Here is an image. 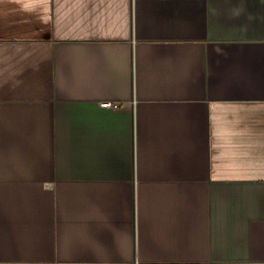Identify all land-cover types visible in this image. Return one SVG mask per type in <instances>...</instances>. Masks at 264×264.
I'll return each mask as SVG.
<instances>
[{
	"label": "crops",
	"instance_id": "obj_1",
	"mask_svg": "<svg viewBox=\"0 0 264 264\" xmlns=\"http://www.w3.org/2000/svg\"><path fill=\"white\" fill-rule=\"evenodd\" d=\"M0 264H264V0H0Z\"/></svg>",
	"mask_w": 264,
	"mask_h": 264
},
{
	"label": "built area",
	"instance_id": "obj_2",
	"mask_svg": "<svg viewBox=\"0 0 264 264\" xmlns=\"http://www.w3.org/2000/svg\"><path fill=\"white\" fill-rule=\"evenodd\" d=\"M103 106H105V107H117L115 104H111V103H103Z\"/></svg>",
	"mask_w": 264,
	"mask_h": 264
}]
</instances>
